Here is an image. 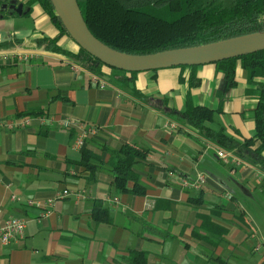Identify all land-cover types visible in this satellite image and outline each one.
Here are the masks:
<instances>
[{
    "label": "crops",
    "instance_id": "crops-1",
    "mask_svg": "<svg viewBox=\"0 0 264 264\" xmlns=\"http://www.w3.org/2000/svg\"><path fill=\"white\" fill-rule=\"evenodd\" d=\"M30 1L17 0L21 20L0 8L1 18L16 17L14 31H32L0 48V223L26 221L23 239L0 241V264H264V161L240 152L255 135L259 98L240 62L233 87L214 63L136 72L123 82L40 46L57 38L79 50ZM189 105L213 109L214 120L188 124L178 113ZM42 115L96 133L76 148L78 126L42 125ZM125 145L146 151L134 168L144 192L133 181L123 192L114 185L112 152ZM85 151L96 156L88 166ZM201 172V189L183 185Z\"/></svg>",
    "mask_w": 264,
    "mask_h": 264
},
{
    "label": "trees",
    "instance_id": "trees-1",
    "mask_svg": "<svg viewBox=\"0 0 264 264\" xmlns=\"http://www.w3.org/2000/svg\"><path fill=\"white\" fill-rule=\"evenodd\" d=\"M6 0H0V8ZM38 2L60 30L68 34L56 15L50 0ZM85 21L92 33L108 46L129 54H151L169 49L195 47L237 36L264 31V0H78ZM5 16V11L2 13ZM40 46L48 50L69 55L86 65L93 72H101L105 66L100 60L79 46L77 52L67 51L57 45V38L39 40ZM9 43H0L8 47ZM240 62L248 72V81L256 85L259 102L255 109L256 132L240 146L242 154H250L264 161V50L252 54L216 62L224 74L228 87L236 84V68ZM107 66V65H106ZM109 67V66H108ZM194 67V66H190ZM111 75L123 82L129 81L127 72L109 68ZM188 124L200 127L205 121L214 120L215 111L207 107L188 106L178 113ZM210 135L226 146H237L221 133ZM258 144V145H257ZM114 185L120 191L128 190V183L134 182L133 190L144 192L138 183L135 165L146 158V151L132 145L112 152ZM96 156L84 152L82 164L88 166ZM96 215L97 220L108 221L107 216ZM143 256L134 254L135 260Z\"/></svg>",
    "mask_w": 264,
    "mask_h": 264
},
{
    "label": "water",
    "instance_id": "water-1",
    "mask_svg": "<svg viewBox=\"0 0 264 264\" xmlns=\"http://www.w3.org/2000/svg\"><path fill=\"white\" fill-rule=\"evenodd\" d=\"M56 15L69 36L86 52L105 65L127 72L152 71L175 66H198L240 57L264 50V31L245 34L195 47L169 49L151 54L118 51L98 39L88 27L78 0H50ZM2 11L22 16L24 4L17 0L3 3ZM30 29L11 34L1 33L0 42L22 41L31 36Z\"/></svg>",
    "mask_w": 264,
    "mask_h": 264
},
{
    "label": "built area",
    "instance_id": "built-area-1",
    "mask_svg": "<svg viewBox=\"0 0 264 264\" xmlns=\"http://www.w3.org/2000/svg\"><path fill=\"white\" fill-rule=\"evenodd\" d=\"M17 58L20 59H27L29 56L14 53ZM95 81H98L95 78ZM39 122L42 125H55L60 128H70L72 126L79 127V133L74 140V145L76 148L84 147L87 139L96 133V128L93 127H86L83 124H75L73 121L69 119H56L50 115H42L38 117ZM218 155L223 160H227V153L223 152L222 150H218ZM173 171H170V175H174ZM207 175L205 173H199L195 178L192 179H184L183 185L185 187L194 188V189H201V187L206 183ZM68 194V191L63 192V197ZM25 229H26V221L21 218L11 217L3 223H0V241L2 244H9L13 241L21 240L25 237ZM260 247V246H259Z\"/></svg>",
    "mask_w": 264,
    "mask_h": 264
},
{
    "label": "rangeland",
    "instance_id": "rangeland-1",
    "mask_svg": "<svg viewBox=\"0 0 264 264\" xmlns=\"http://www.w3.org/2000/svg\"><path fill=\"white\" fill-rule=\"evenodd\" d=\"M81 1H83V0H81ZM14 18H16V17H11V16H9V17H4V18H1V16H0V34L1 33H6V34H11V33H13V31H14V28H13V24H14V22H13V20H15ZM20 18V16L19 17H17V20H21V19H19ZM76 44V43H75ZM79 47V46H78ZM74 60L76 61V62H78V63H80L77 59H75L74 58ZM80 64H82V65H84L83 63H80ZM84 66H86V65H84ZM87 67V66H86ZM88 68V67H87ZM110 67H108V66H102V68H101V72L102 73H105V74H108V75H111V70L109 69ZM105 71H108L107 73L105 72Z\"/></svg>",
    "mask_w": 264,
    "mask_h": 264
},
{
    "label": "flooded vegetation",
    "instance_id": "flooded-vegetation-1",
    "mask_svg": "<svg viewBox=\"0 0 264 264\" xmlns=\"http://www.w3.org/2000/svg\"><path fill=\"white\" fill-rule=\"evenodd\" d=\"M10 2V1H9Z\"/></svg>",
    "mask_w": 264,
    "mask_h": 264
}]
</instances>
